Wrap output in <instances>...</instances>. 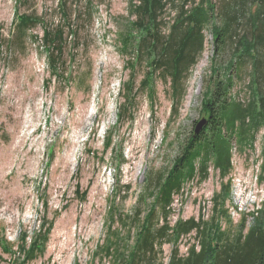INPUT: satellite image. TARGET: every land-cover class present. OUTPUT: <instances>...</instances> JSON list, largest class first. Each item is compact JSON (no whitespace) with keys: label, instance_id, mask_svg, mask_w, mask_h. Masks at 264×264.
<instances>
[{"label":"rangeland","instance_id":"1","mask_svg":"<svg viewBox=\"0 0 264 264\" xmlns=\"http://www.w3.org/2000/svg\"><path fill=\"white\" fill-rule=\"evenodd\" d=\"M263 1L250 0L248 15ZM142 2L0 0V264H130L152 209L154 229L168 222L171 231L154 259L140 264H171L175 251L186 259L202 249L196 229L175 241L172 228L182 221H215L227 233L222 242L257 224L251 213L264 209V126L244 150L233 141L230 174L209 163L207 177L188 180L164 216L154 178L171 174L198 122L208 121L204 102L217 80L232 73L228 99L251 100L253 60L244 61L241 77L228 72L235 47L218 48L210 25L175 95L171 75L152 64V47L139 48L148 34L135 25ZM213 2L220 23L221 1ZM169 4L159 14L165 35L176 17ZM23 15L31 19L26 32ZM256 88L264 93V78ZM41 232L46 248L31 260Z\"/></svg>","mask_w":264,"mask_h":264},{"label":"trees","instance_id":"2","mask_svg":"<svg viewBox=\"0 0 264 264\" xmlns=\"http://www.w3.org/2000/svg\"><path fill=\"white\" fill-rule=\"evenodd\" d=\"M167 1L176 12V17L170 26L169 34L165 35L160 27L162 20L159 14L166 9ZM167 1L143 0L136 9L140 20L135 25L140 28L147 26L148 34L142 39L139 48L147 50L152 47V51L156 53V59L152 64L165 70V74L171 75L175 95H180L183 91L182 81L203 51L204 30L210 25L218 48L224 49L229 43H233L235 47L233 59L226 67L228 72L236 69L237 76L241 77L244 61L253 60V77L250 85L253 88V95L248 103L228 99L230 88L235 83L232 73L227 81L217 80L213 89L207 91L209 96L204 102V108L205 111L211 112L208 123L200 134L193 136L171 174L166 178L159 174L154 178L155 181L153 180L160 188L157 199L166 218L174 195L182 190L188 180L196 177L205 179L209 172V163L220 170L222 177L230 174L233 169V141L238 143L240 150H244L252 146L256 132L264 126V93H259L256 88L264 78V55L261 53L264 49V1L255 12L248 15L247 5L250 0H220V23L216 22L214 17L216 4L213 0ZM189 5L191 7H188ZM30 20L27 15L21 16L19 31L26 32ZM61 35L62 32H59L58 36ZM45 37L52 42L56 41L50 32H45ZM149 38L153 40L152 45ZM52 62H55L54 59ZM216 68L219 70L217 66ZM123 112H128V108L124 107ZM110 140L106 147H109ZM261 180H264V175ZM230 188L228 185V192ZM77 193H80V189ZM155 213V209H152L146 219L145 232L130 264H140L144 259L153 260L156 244H161L171 231L168 222L154 229ZM251 214H258L257 224L246 235L240 233L232 242H222L227 233H224L215 221L212 225H202L195 219L178 223L172 228L175 241L181 235L189 234L196 229L202 236V249L196 252L193 248L186 259H177V251H175L171 264H263L264 209ZM47 241V233H39L30 246L28 258L34 260L39 253H42Z\"/></svg>","mask_w":264,"mask_h":264},{"label":"water","instance_id":"3","mask_svg":"<svg viewBox=\"0 0 264 264\" xmlns=\"http://www.w3.org/2000/svg\"><path fill=\"white\" fill-rule=\"evenodd\" d=\"M207 122L208 121L206 118H203L202 120H200L196 126L195 134H198L199 132H201L203 128L206 126ZM263 264H264V249H263Z\"/></svg>","mask_w":264,"mask_h":264}]
</instances>
